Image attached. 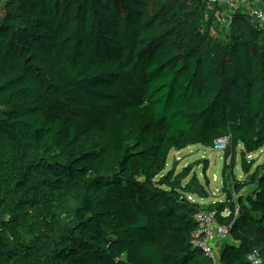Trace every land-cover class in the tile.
<instances>
[{
    "label": "trees",
    "instance_id": "16d2710c",
    "mask_svg": "<svg viewBox=\"0 0 264 264\" xmlns=\"http://www.w3.org/2000/svg\"><path fill=\"white\" fill-rule=\"evenodd\" d=\"M228 8L0 0V264H213L190 242L209 210L229 229L217 264H264V161L246 160L264 147V25ZM220 139L224 170L242 148L235 200L190 201V166L158 178L170 151Z\"/></svg>",
    "mask_w": 264,
    "mask_h": 264
},
{
    "label": "rangeland",
    "instance_id": "374dc122",
    "mask_svg": "<svg viewBox=\"0 0 264 264\" xmlns=\"http://www.w3.org/2000/svg\"><path fill=\"white\" fill-rule=\"evenodd\" d=\"M241 150L242 148L239 146L236 151L235 166L232 170H224V165H227L223 157L224 149L215 145L213 148L192 145L180 151L172 150L167 157L166 166L158 178L164 176L170 170H173L174 174H178L182 169L190 166L191 171L185 181L195 174L206 193V197L203 199H199L195 195L187 196L190 201L208 206L222 202L229 194L235 200L236 196L232 193L235 183H243L246 180L241 170ZM246 160L254 161V167L262 164L264 161V147L246 156ZM204 167L207 168L205 173L203 172ZM239 195L245 196V189ZM222 246L223 243L217 245L215 249L216 257L219 256Z\"/></svg>",
    "mask_w": 264,
    "mask_h": 264
},
{
    "label": "built area",
    "instance_id": "2783aa9c",
    "mask_svg": "<svg viewBox=\"0 0 264 264\" xmlns=\"http://www.w3.org/2000/svg\"><path fill=\"white\" fill-rule=\"evenodd\" d=\"M227 1L231 0H207L209 4H227ZM251 18L256 21L260 26L264 25V9L251 8L249 9ZM227 145V139H220L216 141L215 146L221 149H225ZM229 158L226 163L228 164ZM238 214V208L234 209L225 207L220 215L223 218L235 217ZM219 213L216 210L200 211L194 215V220L197 223V228L191 233V244L202 251L203 255L211 260L213 264H217V258L215 255V249L219 242L226 239L228 235V227L221 225L217 222ZM249 260L252 264H260L257 259V255L253 254L249 256Z\"/></svg>",
    "mask_w": 264,
    "mask_h": 264
},
{
    "label": "crops",
    "instance_id": "0c3cea01",
    "mask_svg": "<svg viewBox=\"0 0 264 264\" xmlns=\"http://www.w3.org/2000/svg\"><path fill=\"white\" fill-rule=\"evenodd\" d=\"M240 4H241V6H245L248 9H251V8H262V7H264V3L256 2V1H250V0H238V1L237 0H234V1H230V2L227 1V4L225 6L235 9ZM245 191H247V188H245ZM233 195H235V194H233ZM225 199H226V197L224 198V200ZM200 205H202V204H200Z\"/></svg>",
    "mask_w": 264,
    "mask_h": 264
},
{
    "label": "water",
    "instance_id": "95a60500",
    "mask_svg": "<svg viewBox=\"0 0 264 264\" xmlns=\"http://www.w3.org/2000/svg\"><path fill=\"white\" fill-rule=\"evenodd\" d=\"M194 195H195L197 198H199V199H203V198H204V194H203V192H202L201 189H196V190L194 191Z\"/></svg>",
    "mask_w": 264,
    "mask_h": 264
}]
</instances>
